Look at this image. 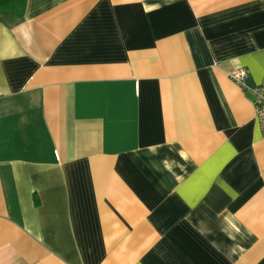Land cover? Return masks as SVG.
<instances>
[{
    "label": "crops",
    "instance_id": "crops-1",
    "mask_svg": "<svg viewBox=\"0 0 264 264\" xmlns=\"http://www.w3.org/2000/svg\"><path fill=\"white\" fill-rule=\"evenodd\" d=\"M262 78L264 0H27L0 23V264H264Z\"/></svg>",
    "mask_w": 264,
    "mask_h": 264
},
{
    "label": "built area",
    "instance_id": "built-area-1",
    "mask_svg": "<svg viewBox=\"0 0 264 264\" xmlns=\"http://www.w3.org/2000/svg\"><path fill=\"white\" fill-rule=\"evenodd\" d=\"M228 78L235 85L244 88V80L246 78V71L242 68H235L228 73ZM253 95V109L255 117L260 124L262 132H264V78L261 83L250 89Z\"/></svg>",
    "mask_w": 264,
    "mask_h": 264
},
{
    "label": "trees",
    "instance_id": "trees-1",
    "mask_svg": "<svg viewBox=\"0 0 264 264\" xmlns=\"http://www.w3.org/2000/svg\"><path fill=\"white\" fill-rule=\"evenodd\" d=\"M27 0H0V23L16 27L25 19Z\"/></svg>",
    "mask_w": 264,
    "mask_h": 264
}]
</instances>
